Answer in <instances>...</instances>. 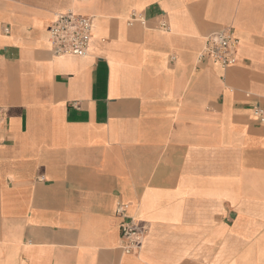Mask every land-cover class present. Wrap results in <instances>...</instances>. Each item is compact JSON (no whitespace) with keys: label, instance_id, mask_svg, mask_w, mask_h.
<instances>
[{"label":"crops","instance_id":"1","mask_svg":"<svg viewBox=\"0 0 264 264\" xmlns=\"http://www.w3.org/2000/svg\"><path fill=\"white\" fill-rule=\"evenodd\" d=\"M65 11L84 56L51 51ZM223 26L235 63L198 60ZM256 106L264 0H0V264H264Z\"/></svg>","mask_w":264,"mask_h":264},{"label":"built area","instance_id":"2","mask_svg":"<svg viewBox=\"0 0 264 264\" xmlns=\"http://www.w3.org/2000/svg\"><path fill=\"white\" fill-rule=\"evenodd\" d=\"M136 18L132 14L131 20ZM162 27H166L162 23ZM92 34L91 18L76 14L73 11L57 12L49 28L48 40L51 51L55 55L84 56L88 52ZM238 49V39L231 26H223L204 37L203 45L197 59L209 58L221 67L235 63ZM254 116L264 122V108L256 106ZM127 205L117 203L115 213L121 217L119 223L122 249L129 253L137 250L143 243L148 226L126 215Z\"/></svg>","mask_w":264,"mask_h":264}]
</instances>
